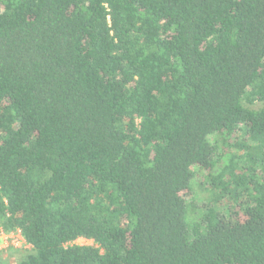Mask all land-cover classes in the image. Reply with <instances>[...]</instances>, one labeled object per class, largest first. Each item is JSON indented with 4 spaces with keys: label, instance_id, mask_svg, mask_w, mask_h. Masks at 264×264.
<instances>
[{
    "label": "trees",
    "instance_id": "16d2710c",
    "mask_svg": "<svg viewBox=\"0 0 264 264\" xmlns=\"http://www.w3.org/2000/svg\"><path fill=\"white\" fill-rule=\"evenodd\" d=\"M0 232L14 264H264V0H0Z\"/></svg>",
    "mask_w": 264,
    "mask_h": 264
},
{
    "label": "rangeland",
    "instance_id": "374dc122",
    "mask_svg": "<svg viewBox=\"0 0 264 264\" xmlns=\"http://www.w3.org/2000/svg\"><path fill=\"white\" fill-rule=\"evenodd\" d=\"M15 235L13 234H3L2 236L0 235V250H3L4 248H6L8 245L10 244H15V245H22L23 243V240L20 239L18 237V234L17 233H14ZM76 243L78 244H91L92 241L90 240H86V239H83V238H79L76 240ZM23 247H27V245L25 244ZM0 264H14V261H15V255L13 252H6L5 250L4 251H1L0 252Z\"/></svg>",
    "mask_w": 264,
    "mask_h": 264
},
{
    "label": "built area",
    "instance_id": "2783aa9c",
    "mask_svg": "<svg viewBox=\"0 0 264 264\" xmlns=\"http://www.w3.org/2000/svg\"><path fill=\"white\" fill-rule=\"evenodd\" d=\"M3 234H6V233H3V232H0V235L2 236ZM10 234H13V235H15L14 233H9V235ZM17 234H18V237L20 238V239H22V237H21V235H20V233L19 232H17ZM23 240V239H22ZM23 243V242H22ZM13 245H15V244H13ZM15 246H18V245H15ZM20 246V245H19Z\"/></svg>",
    "mask_w": 264,
    "mask_h": 264
}]
</instances>
